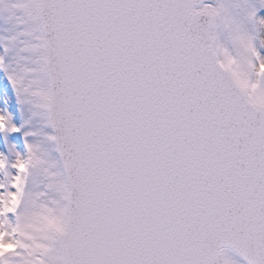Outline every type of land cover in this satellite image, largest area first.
<instances>
[{
  "label": "snow or ice",
  "instance_id": "6c2138e0",
  "mask_svg": "<svg viewBox=\"0 0 264 264\" xmlns=\"http://www.w3.org/2000/svg\"><path fill=\"white\" fill-rule=\"evenodd\" d=\"M0 264H264V0H0Z\"/></svg>",
  "mask_w": 264,
  "mask_h": 264
}]
</instances>
